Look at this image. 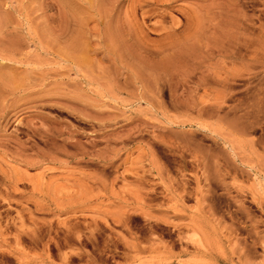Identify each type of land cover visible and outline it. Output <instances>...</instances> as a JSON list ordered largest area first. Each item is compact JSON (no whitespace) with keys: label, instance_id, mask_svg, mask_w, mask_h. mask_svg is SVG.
Masks as SVG:
<instances>
[{"label":"rangeland","instance_id":"rangeland-1","mask_svg":"<svg viewBox=\"0 0 264 264\" xmlns=\"http://www.w3.org/2000/svg\"><path fill=\"white\" fill-rule=\"evenodd\" d=\"M0 264H264V0H0Z\"/></svg>","mask_w":264,"mask_h":264},{"label":"bare ground","instance_id":"bare-ground-1","mask_svg":"<svg viewBox=\"0 0 264 264\" xmlns=\"http://www.w3.org/2000/svg\"><path fill=\"white\" fill-rule=\"evenodd\" d=\"M211 2H212V1H211ZM215 4H216V3H215ZM200 13H202V12H200ZM196 16H197V15H196ZM196 16H195V17H196ZM196 18H197V17H196ZM196 22H197V21H196ZM199 23H200V22H199ZM224 37H225V36H224ZM226 37H227V36H226ZM230 39H231V38H230ZM233 39H234V38H233Z\"/></svg>","mask_w":264,"mask_h":264}]
</instances>
